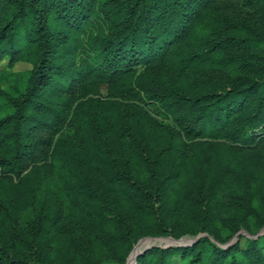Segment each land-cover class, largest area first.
<instances>
[{"label": "rangeland", "instance_id": "374dc122", "mask_svg": "<svg viewBox=\"0 0 264 264\" xmlns=\"http://www.w3.org/2000/svg\"><path fill=\"white\" fill-rule=\"evenodd\" d=\"M102 1L93 0L88 22L47 56L50 82L36 91L22 130L24 166L8 175L0 168V242L21 254L22 237L38 214L44 264H136L153 247L198 248L203 238L222 249L235 245L241 264H264V223L258 220L264 216V122L245 125L244 138L225 136L239 115L264 106V0H187V31L164 56L115 75L94 68L86 50L87 39L109 34L97 12ZM215 29L252 42L213 45ZM36 64L8 54L0 60V117L14 112L12 101L28 88ZM233 87L247 90L239 115L230 111L188 130L183 119L190 96ZM234 99L227 108L236 107ZM95 127L110 135L111 157ZM140 144L157 154V172L166 182L152 203L154 214L128 194L124 181L103 172L122 166L126 155L131 177L150 183L137 155ZM231 219L239 221L234 234L225 224ZM187 259L173 255L169 264Z\"/></svg>", "mask_w": 264, "mask_h": 264}, {"label": "trees", "instance_id": "16d2710c", "mask_svg": "<svg viewBox=\"0 0 264 264\" xmlns=\"http://www.w3.org/2000/svg\"><path fill=\"white\" fill-rule=\"evenodd\" d=\"M187 0H104L97 6V12L108 25L109 34L86 40V50L89 53L92 66L101 72L115 75L135 63H147L150 60L162 58L168 46L177 42L187 31L189 11ZM94 7L93 0H0V60L5 54L12 61L35 60V76L23 95L12 101L14 112L0 117V168L4 174H17L24 166L20 158L25 155L26 146L22 130L25 125L27 109L33 104L39 86L50 82L52 63L48 54L57 52L59 45L65 43L68 33L80 31L88 22ZM155 21L159 32H153ZM59 26L54 30L53 26ZM65 30V31H64ZM214 44L227 43L232 46L251 44L250 39L242 38L218 29L214 30ZM47 62V64H42ZM89 68V73L93 71ZM62 69V67H59ZM64 71V70H61ZM87 70L78 69L76 73L89 74ZM87 76V75H86ZM85 76V77H86ZM83 77V78H85ZM247 90H237L235 87L227 92L196 91L188 99L190 109L183 120L188 130L194 125L205 121L218 122L231 115L238 114L243 107V94ZM235 98V99H234ZM236 101V107L227 108ZM202 105L196 112L194 106ZM264 106L256 107L252 114L237 115L239 121L233 127L226 129L225 136L229 138H244L246 126L251 122H264ZM263 108V109H262ZM215 113V114H214ZM95 133L106 144L104 153L111 157L109 134H102L97 127ZM137 155L147 167L151 182L135 181L128 168V157L123 155L122 166L114 171L111 166L103 170L106 176L117 177L127 185V192L136 196L140 207L148 214L156 212L153 201L163 195L166 182L157 172L158 156L147 146L138 145ZM6 175V176H7ZM150 201V203L148 202ZM264 214V211L262 212ZM259 224L264 223V216L259 215ZM230 234H234L239 221L233 219L225 222ZM43 226L42 215L36 214L28 226V235H24V249L21 254L0 242V264H44L40 255L39 237ZM13 228H16L12 225ZM18 232V229H15ZM217 240L218 238L215 237ZM208 243V253L204 257L203 245ZM251 243V248L254 245ZM199 247L169 246L153 247L136 257V264H169L173 255L188 259L184 264H241L235 256V245L219 248L203 238ZM157 253V254H155Z\"/></svg>", "mask_w": 264, "mask_h": 264}, {"label": "bare ground", "instance_id": "6f19581e", "mask_svg": "<svg viewBox=\"0 0 264 264\" xmlns=\"http://www.w3.org/2000/svg\"><path fill=\"white\" fill-rule=\"evenodd\" d=\"M137 253H138V249L134 252V255H133V256H135V254H137ZM130 262H132V261H130ZM130 262H129V263H130Z\"/></svg>", "mask_w": 264, "mask_h": 264}]
</instances>
